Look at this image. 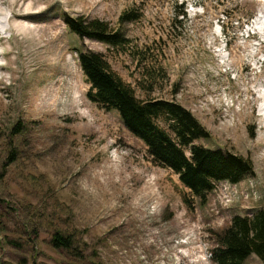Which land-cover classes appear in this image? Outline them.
<instances>
[{
  "label": "rangeland",
  "instance_id": "rangeland-1",
  "mask_svg": "<svg viewBox=\"0 0 264 264\" xmlns=\"http://www.w3.org/2000/svg\"><path fill=\"white\" fill-rule=\"evenodd\" d=\"M127 9L140 17L124 24L123 48L81 38L63 18L119 27ZM79 50L103 54L139 98L191 110L211 133L197 143L250 158L253 175L218 182L205 201L193 194L117 110L88 98ZM262 110L264 0H0V261L216 264L215 232L264 206ZM56 225L77 237L81 262L50 246Z\"/></svg>",
  "mask_w": 264,
  "mask_h": 264
},
{
  "label": "trees",
  "instance_id": "trees-1",
  "mask_svg": "<svg viewBox=\"0 0 264 264\" xmlns=\"http://www.w3.org/2000/svg\"><path fill=\"white\" fill-rule=\"evenodd\" d=\"M139 17L135 9L124 10L119 17V27H113L108 20L85 14L65 15L63 18L79 37L123 48L130 42L124 24L134 22ZM78 55L90 83L88 98L108 110H117L126 128L146 144L153 162L172 169L180 181L203 201L218 182L239 183L253 175L254 163L250 158L227 149L197 143L199 139L210 138L211 133L191 110L175 101L141 99L134 88L111 69L103 54L79 50ZM160 116L166 118L170 131L156 122ZM23 130L24 125L21 127L19 122L15 126V135ZM18 151L17 146L11 147L12 162L18 160ZM3 225L0 213V229H3ZM214 239L210 258L216 264H244L252 255L264 263V206L255 208L249 214L233 216L228 226L215 232ZM4 241L15 247L23 244L16 237L6 236ZM49 244L66 258L82 261L77 253L79 241L65 227L56 225ZM4 262L0 261V264Z\"/></svg>",
  "mask_w": 264,
  "mask_h": 264
},
{
  "label": "bare ground",
  "instance_id": "bare-ground-1",
  "mask_svg": "<svg viewBox=\"0 0 264 264\" xmlns=\"http://www.w3.org/2000/svg\"><path fill=\"white\" fill-rule=\"evenodd\" d=\"M255 24V23H254ZM254 26V25H253ZM262 115V114H261Z\"/></svg>",
  "mask_w": 264,
  "mask_h": 264
}]
</instances>
